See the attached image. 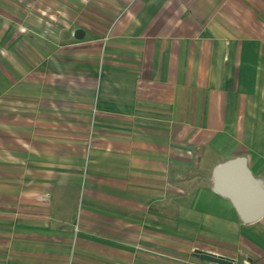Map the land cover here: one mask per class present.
I'll return each mask as SVG.
<instances>
[{"label": "crops", "instance_id": "crops-1", "mask_svg": "<svg viewBox=\"0 0 264 264\" xmlns=\"http://www.w3.org/2000/svg\"><path fill=\"white\" fill-rule=\"evenodd\" d=\"M197 249L264 264V0H0V264Z\"/></svg>", "mask_w": 264, "mask_h": 264}, {"label": "bare ground", "instance_id": "bare-ground-1", "mask_svg": "<svg viewBox=\"0 0 264 264\" xmlns=\"http://www.w3.org/2000/svg\"><path fill=\"white\" fill-rule=\"evenodd\" d=\"M235 170H236V169L231 170V165H230V164L224 166V167L220 170V174H219V177H218L217 185L219 186V189H220L223 193H226V189H225L224 186H227L228 184H230V182H231V180H232L231 178H232L233 176L238 175V177H239V179H238V180H235V182H234V186H236V187H238V184H237V183H238V181L241 182L240 180L242 179V177H243V179L245 180V177L242 176L243 174H239V172H238V174H236V171H235ZM243 179H242V180H243ZM244 180H243V183H245ZM246 182H247V181H246ZM236 184H237V185H236ZM226 194H227V193H226ZM233 198H234L235 202L237 203V205H238V207H239V209H240L242 215L245 217V219H246L247 221H255L259 213L255 214V215H253V216L247 215V213L243 212V209H242V207H241V203H240L239 199H237V197H235V195H234Z\"/></svg>", "mask_w": 264, "mask_h": 264}, {"label": "water", "instance_id": "water-1", "mask_svg": "<svg viewBox=\"0 0 264 264\" xmlns=\"http://www.w3.org/2000/svg\"><path fill=\"white\" fill-rule=\"evenodd\" d=\"M83 36V30H79L76 34L77 39H81ZM251 183V182H250ZM227 193H229V195L233 196L235 195V197H237V199H239V201H242L243 203H241V207L244 209V200L242 199V195L240 190L238 189V187L234 186V188L232 189V191L227 190ZM234 194V195H233ZM243 205V206H242ZM246 206V205H245ZM249 211V210H248ZM193 256L197 259H200L204 262L210 263V264H235L233 261L227 260L223 257H219L216 254H212V253H208L202 250H195Z\"/></svg>", "mask_w": 264, "mask_h": 264}]
</instances>
